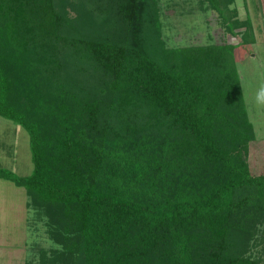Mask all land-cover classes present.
Instances as JSON below:
<instances>
[{
  "label": "trees",
  "instance_id": "obj_1",
  "mask_svg": "<svg viewBox=\"0 0 264 264\" xmlns=\"http://www.w3.org/2000/svg\"><path fill=\"white\" fill-rule=\"evenodd\" d=\"M208 1L229 32L245 24L234 0ZM157 5L0 0V116L33 163L0 178L57 245L26 264H261L264 172L235 66L247 36L168 47Z\"/></svg>",
  "mask_w": 264,
  "mask_h": 264
},
{
  "label": "rangeland",
  "instance_id": "obj_2",
  "mask_svg": "<svg viewBox=\"0 0 264 264\" xmlns=\"http://www.w3.org/2000/svg\"><path fill=\"white\" fill-rule=\"evenodd\" d=\"M209 3L208 0H157L161 39L168 47H179L237 43L244 40V35L247 36L243 53L236 59L235 66L248 116L255 130L251 165L256 171H264V102L257 99L264 89V0H234L229 4L230 11H236L235 14L229 12L231 20L245 23L233 27L234 32L228 31L219 12ZM65 7L66 16L75 18L76 13L68 5ZM0 167L20 176L30 174L33 169L28 133L16 122L1 116ZM4 183L8 188L0 190V233L5 239L8 236L9 246L5 245V252L12 254L8 258L4 253L0 256V263L17 261L16 252L23 255L25 264L36 262L40 248L50 249L57 245L48 238L44 221L35 219L33 210L26 205L25 189L1 179L0 185ZM260 238L258 236V241ZM12 245L17 250L10 248ZM252 253L263 256L260 263L264 264L263 240L252 246Z\"/></svg>",
  "mask_w": 264,
  "mask_h": 264
},
{
  "label": "crops",
  "instance_id": "obj_3",
  "mask_svg": "<svg viewBox=\"0 0 264 264\" xmlns=\"http://www.w3.org/2000/svg\"><path fill=\"white\" fill-rule=\"evenodd\" d=\"M258 172H264V171L262 170V171H258ZM1 179L2 178H0V180ZM1 182H3V181H1ZM4 184L5 185H0V190H3V191L7 190L8 186L6 185V183H4ZM2 234L3 233H0V256L1 257L4 256V253H5V256H7L9 258L10 254H12V253L5 252V249H6L5 245H7V247L9 246V242H8L9 240L7 239L8 236L5 239V236L2 237ZM10 248H12L13 250H17V248L14 245H12ZM15 258L17 259V261H13L12 264H25V261L23 260V255L22 254L19 255L16 252ZM0 264H9V263H7V262L6 263L1 262Z\"/></svg>",
  "mask_w": 264,
  "mask_h": 264
},
{
  "label": "clouds",
  "instance_id": "obj_4",
  "mask_svg": "<svg viewBox=\"0 0 264 264\" xmlns=\"http://www.w3.org/2000/svg\"><path fill=\"white\" fill-rule=\"evenodd\" d=\"M258 101L264 102V89L261 90V92L257 96Z\"/></svg>",
  "mask_w": 264,
  "mask_h": 264
}]
</instances>
